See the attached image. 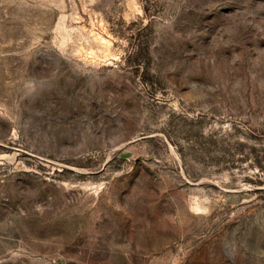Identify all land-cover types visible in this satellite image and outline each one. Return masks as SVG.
Masks as SVG:
<instances>
[{
	"label": "rangeland",
	"instance_id": "374dc122",
	"mask_svg": "<svg viewBox=\"0 0 264 264\" xmlns=\"http://www.w3.org/2000/svg\"><path fill=\"white\" fill-rule=\"evenodd\" d=\"M0 264H264V0H0Z\"/></svg>",
	"mask_w": 264,
	"mask_h": 264
}]
</instances>
